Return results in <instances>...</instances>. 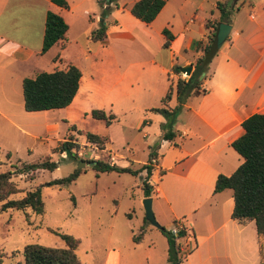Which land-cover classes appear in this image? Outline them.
Instances as JSON below:
<instances>
[{"label": "crops", "instance_id": "0c3cea01", "mask_svg": "<svg viewBox=\"0 0 264 264\" xmlns=\"http://www.w3.org/2000/svg\"><path fill=\"white\" fill-rule=\"evenodd\" d=\"M64 1L66 8L48 0H0V122L4 124L0 129L25 130L24 135L35 140L31 119L45 118L50 112L61 111L67 118L90 115L91 110L112 115L113 122L105 127L108 133L118 128V143L107 134L104 150L98 151L109 156V164L120 168L146 164L129 159L131 140L124 132L140 133L147 154L159 140L148 183L156 209L165 206L172 216L178 211L191 228V237L186 233L178 240V255L186 264H262L253 221L231 219V191L213 193V186L218 175L229 176L241 163L230 147L243 133L240 123L250 115H264V0L233 4L230 31L199 77H204L200 93L188 96L175 116L172 141L160 140L159 126L165 119L151 109L176 106L175 82L188 78L201 56L198 46L207 43L211 26L223 23L215 5L224 0H163L148 24L129 13L138 0L107 3L103 8L109 12L103 18L98 0ZM47 12L58 15L66 31L60 42L40 53ZM98 22L105 27V37L91 42L88 35ZM164 29L172 36L167 47ZM68 66L80 72L70 104L25 112L22 80ZM173 66L179 67L178 73L171 71ZM184 66L190 67V73L182 77ZM169 88L170 97L163 105ZM48 126L44 120V128ZM194 224L200 226L198 230Z\"/></svg>", "mask_w": 264, "mask_h": 264}, {"label": "rangeland", "instance_id": "374dc122", "mask_svg": "<svg viewBox=\"0 0 264 264\" xmlns=\"http://www.w3.org/2000/svg\"><path fill=\"white\" fill-rule=\"evenodd\" d=\"M60 112L31 119L35 128L31 133L37 137L35 140L24 135V132H28L23 130L22 123H19L24 131L22 133L5 127L0 129V171L12 172L11 180L19 190L9 199L18 200L27 191L40 187L43 203L41 215H34L29 209L0 212V264H22L21 250L28 244L63 248V242L55 233L78 240L75 255L80 264H165L166 239L144 220L141 173L137 176L115 172L95 173L89 163L95 160L108 163L109 156L87 145L82 134H109L117 145L120 137L118 128L112 127L108 133L104 124L93 120L90 115L74 114L67 118ZM162 118L165 119L164 116ZM44 120L50 126L44 128ZM167 130L165 120L159 126V131L163 133ZM124 134L131 140L129 159L147 162L149 157L140 133L132 130ZM68 140L76 144V148L71 150L76 158L54 152V148ZM155 143L150 145L154 150L158 147ZM5 151L9 152V157L4 155ZM46 159L56 164L51 172L39 169L30 181L26 178L29 171L21 175L14 173L24 164H40ZM78 160L84 164L79 169ZM132 166L130 168L140 167L136 163ZM76 170L82 172L70 185L61 188L48 185L50 181ZM154 177L155 173H152L151 179ZM149 199L152 201L153 218L160 228L175 232L183 227L191 237V228L185 219L178 216V211L173 212L177 216H172L165 206L156 209V198L151 195V188ZM191 216L193 214L188 218ZM193 226L195 230L200 227L198 224ZM141 227L145 228L142 235ZM132 237L142 238L139 244H135ZM178 258L180 261L182 259L181 264H186L183 256L178 255ZM261 263L264 264V256Z\"/></svg>", "mask_w": 264, "mask_h": 264}, {"label": "trees", "instance_id": "16d2710c", "mask_svg": "<svg viewBox=\"0 0 264 264\" xmlns=\"http://www.w3.org/2000/svg\"><path fill=\"white\" fill-rule=\"evenodd\" d=\"M53 5L66 8L64 0H48ZM113 0H110L112 2ZM238 0H224L217 2L215 9L218 11L219 21L229 24L233 4ZM107 3L104 0H98L100 8V17L103 18L109 8H103ZM163 0H138L132 4L129 13L132 17L144 24L150 23L158 14L162 6ZM207 36V43L198 46L201 56L197 58L193 64V70L186 80L177 79L175 82V98L176 106L171 110L166 108L151 109V112L160 114L165 117L166 126L169 130L162 133L160 140L170 141L173 133L170 126L179 112L181 105L190 95L200 93L199 85L204 77L199 78L201 74H205L207 66L215 55L211 52V43L213 39L214 26ZM66 31V25L62 19L53 13L47 12L44 18V28L41 42L40 53L46 52L52 45L60 42ZM162 34L165 38L164 47L168 46V42L172 36L164 29ZM105 37V27L102 22L97 23L95 30L91 31L88 39L91 42H100ZM179 67L173 66L171 71L178 73ZM80 72L73 66H68L64 71H52L50 73L40 72L32 78H24L21 82L23 110L25 112H39L48 110H57L67 107L74 97ZM201 93H203L201 91ZM170 97V88L162 98V104L165 105ZM90 117L93 120L101 121L104 126H108L113 122L112 115H106L101 110H91ZM243 131L242 135L230 143L231 149L241 158V163L229 175H218L214 181L213 193H217L228 189L231 191L233 199V208L231 219L236 221L251 220L254 224L258 252L263 258L264 256V115L253 114L244 119L240 123ZM85 143L93 146L97 151H103L104 145L107 143L105 135H96L92 133H83ZM157 146V145H155ZM154 147V146H153ZM76 148V144L71 141H65L54 148V152L64 154L65 157L76 158L71 151ZM148 161L136 170L130 168H120L114 164H109L101 160L90 161L91 168L95 173H124L133 176L144 172L141 177L142 194L144 198L149 197L150 186L147 183L150 176L151 161L155 158L154 148H149ZM81 162L80 160H78ZM56 167L54 162L44 160L40 164H24L14 173L19 175L29 171L26 176L27 180L34 178L37 170L51 172ZM79 171L76 170L67 176L54 179L48 183L49 186L57 188L70 185L77 177ZM12 172L0 171V212L7 210L24 211L29 209L34 215L43 213V203L40 197V187H36L31 191H27L23 197L18 200H10L9 197L18 193L15 183L11 180ZM147 223V222H146ZM143 228H140L142 235ZM166 239V263L180 264L178 258V240L182 239L186 232L184 228H180L175 232L165 231L163 228L158 229ZM63 242V248L44 247L37 244H28L23 246L21 250L22 264H80L75 250L79 244L77 239L68 235L57 234ZM140 235V236H141ZM140 237H132L133 243H138Z\"/></svg>", "mask_w": 264, "mask_h": 264}, {"label": "water", "instance_id": "95a60500", "mask_svg": "<svg viewBox=\"0 0 264 264\" xmlns=\"http://www.w3.org/2000/svg\"><path fill=\"white\" fill-rule=\"evenodd\" d=\"M110 0H104L105 3H109ZM230 31V26L225 23H218L215 27L214 33H213V39L211 43V52L214 54L217 49L220 47V45L224 42L225 38L227 37L228 33ZM180 72L184 73L186 76L190 73V67L184 66L180 68ZM92 165V163H90ZM84 166L83 162H79L77 165V169L82 168ZM142 209L144 213V220L151 225L152 227L159 229L158 224L155 222L153 218V214L151 211V200L148 198H143L142 202Z\"/></svg>", "mask_w": 264, "mask_h": 264}, {"label": "built area", "instance_id": "2783aa9c", "mask_svg": "<svg viewBox=\"0 0 264 264\" xmlns=\"http://www.w3.org/2000/svg\"><path fill=\"white\" fill-rule=\"evenodd\" d=\"M181 76H182V77H184V76H185V74H184V73H181ZM62 154H63V153H62ZM151 162H153V160H152Z\"/></svg>", "mask_w": 264, "mask_h": 264}]
</instances>
